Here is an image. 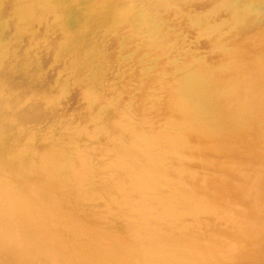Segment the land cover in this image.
Instances as JSON below:
<instances>
[{"label": "rangeland", "instance_id": "obj_1", "mask_svg": "<svg viewBox=\"0 0 264 264\" xmlns=\"http://www.w3.org/2000/svg\"><path fill=\"white\" fill-rule=\"evenodd\" d=\"M142 9L155 15L141 18L138 10ZM235 16L236 28L231 27L236 23L230 21ZM246 19L258 21L254 25V30L259 28L257 37L252 29L245 32ZM240 26L251 39H245ZM240 43L243 52L236 46ZM262 44L264 0H0V101L13 102L10 130L0 129V140L5 134L7 140L13 139L6 146L10 163L22 173L28 171L25 176L29 184H36L32 187L43 185L49 178L46 181L53 187L63 188L66 182V190L74 191L78 186L81 189L82 181L88 180L92 187L97 177H89L90 173L82 179L67 177L66 171L62 176L59 168L48 170L44 166L48 162L41 163L45 157H56L52 162L59 163L68 159L70 152L63 150L67 146H60L50 133L44 131L43 136H37V122L31 124L27 134L21 125L25 121L21 120L27 114L23 113V105L28 99L17 97L12 101L11 97L16 81L24 83L22 79H26L31 88L33 83L52 89L53 96H59L60 100L54 99L53 104L61 105V115L73 121L77 116L81 118L85 123H81L83 132L78 133V138L69 133L79 148L85 146L94 125L104 119L113 128L127 123L125 119L136 99L155 105L154 112L147 109L150 123L140 135L144 136L142 142L147 140L144 152L136 155V169L126 168L124 174L132 175L125 177L129 183H124L138 193L149 180L143 177H162V183L155 186L156 196L147 198L143 205L138 197H130L126 203L117 196L98 198L101 201L94 202L98 208L89 207L92 200L85 194L66 192L61 197L67 210L59 212H67L69 219L64 222V233L69 239L74 237L77 244H87L84 247L91 255L86 264H116L124 259L130 260L129 264H168L163 253L157 259L150 247L134 250L159 225L162 228L153 232L159 239L165 237L171 244L189 249L180 255L171 254L172 261L178 258L183 264H264V59L257 60L264 57ZM240 53L248 54L243 65L254 67L247 70L255 74L256 86H249L252 92L232 98L221 88L242 64ZM94 67L98 83L89 74ZM177 82L184 89L179 99L172 93ZM46 96H36L38 101L31 99L27 104L33 108L48 100ZM229 101L237 108L238 120L228 113ZM65 105L75 107L73 112L66 114ZM30 111L32 115L33 109ZM183 113L191 117L196 114L198 118L203 114L212 116L206 128L213 130L208 134L202 130L205 133L201 139L207 136L208 141L196 147L194 156L199 158L195 164H190L194 156L190 160L183 158L190 149L186 142L182 144L176 130L177 118H183ZM216 118L221 119L219 123ZM213 131H217L218 140L216 135L209 138ZM220 131L225 136L221 135V139ZM57 134L54 137H59ZM15 135L25 136V144L13 138ZM96 136L93 133L92 139ZM172 137L180 139L178 149L171 146ZM29 146L34 147L33 151L37 149L34 156L38 155V160L28 159L32 152ZM154 156L159 159V167L151 170L147 165L152 166ZM20 171L12 175L16 183L23 177ZM163 171L164 175L159 176ZM214 172L223 174L219 173V177ZM34 174L42 178L31 177ZM179 177H210L211 183L198 181L212 191L208 196L195 197L185 188L188 206L177 201V216L169 215L164 207L172 200ZM217 178L221 181L214 182ZM185 183L186 180L183 186L187 187ZM96 185L98 189L101 186L98 181ZM127 203L130 208L125 206Z\"/></svg>", "mask_w": 264, "mask_h": 264}, {"label": "bare ground", "instance_id": "obj_2", "mask_svg": "<svg viewBox=\"0 0 264 264\" xmlns=\"http://www.w3.org/2000/svg\"><path fill=\"white\" fill-rule=\"evenodd\" d=\"M138 12H140L141 18H152L153 15H155L153 11H147L144 9L138 10ZM255 19L259 20L258 18ZM237 20L238 17L236 16L230 20L231 22L236 23L234 25H231V27L236 28V26L238 25ZM246 24L248 29L245 28V32L252 29L253 31H255V37H257L256 32L259 28L254 30V25L257 26L258 21L252 23L250 22V20L246 19ZM239 29L241 31V34L245 35V39H251V36H249L250 34L244 32L243 26H240ZM252 30L250 32H252ZM241 34H239L238 36H241ZM236 46L237 48H242L238 49L240 52L244 51L243 44L240 43V45ZM261 46L264 47V44H262ZM240 54L242 55V57L239 58V62H241L242 64L238 65L239 69L237 73L232 72V74L228 76L229 78L225 79L224 84H222L223 87L221 88V90L223 89L222 92H225L226 95L230 92L229 95L232 96V98H234L235 94L239 95L242 93H250L252 91L250 90L249 86H256L255 74H252L250 72L252 69H254V67H249L250 64L247 63V68L249 67V71L243 65H246L248 54ZM262 57L263 56L257 57V60L262 61L264 59V57ZM261 64H264V60L261 62ZM78 67L79 66L77 65V69ZM93 69H95V67ZM95 71L96 69L91 70L89 74L92 77V80L96 82V79L98 81L99 79L97 78ZM22 80L26 82L19 83L20 81H16L14 83L15 94L14 96H11L12 101L17 97H21V99L22 97H26L28 101L31 99L38 101L37 99H35L36 96L47 95L46 98L49 97L48 100L45 99V102L41 101L35 106L32 105L33 108H30V106L27 104L28 101L25 103V105H23V113L27 114L25 116V119L21 120L25 121L21 125L24 126L27 134L32 130L31 128H29L31 124L37 122V126L35 127L37 130L36 132L38 133L37 136H43L41 132L44 131L48 134L50 133V136L55 141H60V146H67L63 148V150H68L70 152V156H68L69 158L64 159V161L63 159H61L59 160V163L52 162L56 159V157H53L51 159L50 157H45L44 161L41 163L45 164L46 162H48L46 163V165H44L46 168H48V170L54 168L53 166L59 168L60 171H58V173H61L60 175H62L65 171L68 172V175H66L67 177H81L82 179V177H85L86 174L90 173L89 177L97 178L95 179L92 187L89 185L91 183H89L88 180L87 182L82 181L81 189L80 186H78L79 189L76 188L74 191L66 190V182L63 183V188H59L58 186L53 187L54 184L50 183V181H46V179L50 180L49 178L44 179L43 185L41 183L38 184L39 186L32 187V185L36 184H34L33 182L29 184L30 180H28L29 178L25 176L27 175L28 171H24L22 173L18 166L10 163L12 159L8 156L6 146H8L10 141L13 139L7 140V135L5 134L3 139L0 140L2 144H0V264H86V262L89 260L87 258H89V256L91 255L88 248L86 250V247H84L87 244H77L74 237H70L71 239H69L67 233H64V227H66L65 223H68L69 219H67L68 216L65 215L67 212H62L67 210V208L63 206L65 201L61 200V197L62 195L66 196V192H75L81 195L85 194V196H90V199L92 200L91 204H88L89 207L98 208L97 204H94V202L98 198L109 199L111 197L117 196L124 198V203H126L130 199V197H138L140 199L142 198L139 203H142L141 205H143V201L145 202L147 198L156 196L158 194V188H155V186L158 187V185L162 183V177H143L148 178L149 180H146L144 182V188H141L138 193L134 190L128 189V184L126 182L124 183V180L129 183V180L125 179V177L132 175V172L124 174L126 168L130 166L128 168V171L136 169L135 162L139 161V158L136 155L144 152L142 147L144 146L143 144H147V140L142 142L144 136L142 137L140 135L142 134L141 132H144L145 128L150 123L149 120H147L146 111L147 109H149L154 112L153 107L155 105L154 103L150 104V102L148 101L142 103L135 98L136 102L134 101L132 107L130 106L132 109V114L130 112L129 115H127L128 119H125L127 123H123L124 125H118V127L121 128L120 131L118 127L113 128L112 125L106 124V122L108 123V121L104 119V121H102L100 125L96 126L95 124L93 127L92 132L94 134H97V136L93 138L94 140L92 139L93 133L91 135H87V137L85 138L87 145L85 144V146H81L79 148L77 144L73 143L72 138H70V134H73L74 136H76V138H78V133L83 132L81 123H85L81 120V118L77 116V119L73 121L69 117H64V115H61V105L59 107V104H53L54 99L56 101L60 100L58 99L59 96H53L52 89H46V87H36L38 84H35L36 86H34L33 83V87L31 88V83L29 80ZM98 81L96 83H98ZM181 92H184V89L182 91V86L177 82L172 93L176 95L177 99H179L182 98L183 95ZM49 94H51L52 96H50ZM117 96L120 95L118 94ZM117 99L119 102L120 98L117 97ZM7 100L8 99L0 101L1 130H10L9 128L11 126L10 116L13 111V102L11 103V101ZM185 100L187 102L189 99L186 98ZM67 102L69 105V102H71L70 99H68ZM228 103L229 104H227L228 106H226V108L227 110H229L228 113L230 114V117L236 118L238 120V116H236V113H238V111L237 108L233 105L234 102L229 101ZM74 108L75 107L69 106L68 108H66L65 113L67 114V111L69 110V113L73 112ZM31 109H33L34 113L32 115H29ZM133 110L136 111V115H133ZM110 112L111 110L109 109V113ZM190 115L191 114H189L188 116L187 114L183 113V118H177L179 122L178 124H176V130L182 137L180 138L182 139V144L186 142L185 144H187L188 148L190 149L188 150L186 155H183V158H185V160H190L194 156V153L196 152L195 149H198L196 147H202L204 146V144L207 145V136L204 139H201L202 136L204 137L203 133H205L202 130H206V134H208V131L211 133V131L213 130L206 128L207 121L209 122V120L212 119V116L206 117L203 114L202 118H198L199 116H197L196 114H192V117ZM33 117H37V119ZM220 120L221 119L216 118V122L219 123ZM97 121H99V119ZM97 121L95 123H97ZM201 122H203V125ZM45 124L50 128H47ZM228 125L229 124H227V127ZM56 132L58 133L57 135L59 137H54ZM216 132L217 131H213L209 138H212L214 137V135H216V140H218L217 138L219 136H217ZM89 133L91 132H88V134ZM219 134L221 139V135L224 136L223 131H220ZM102 136L103 138H101ZM24 137L25 136H21L18 138V136L16 135L13 136V138H16V140L19 141L21 140L22 142L24 140ZM180 139L172 137L171 140L173 141V143L171 144V146H175V149H178L179 147L177 148V144L178 142H180ZM25 142L26 141H24L23 144H25ZM123 143L125 144V146L122 145ZM33 148V146L27 147L29 151H32L28 154V159L38 160V155L34 156V153L37 154V149L33 151ZM166 153L168 152L166 151ZM198 158L199 157L194 156V158L190 160V164L192 163V161L193 164L198 163L196 160ZM158 160V157L154 156L152 162L150 163L152 164V166L147 165V167L151 168V170H156L159 167ZM132 161L134 162V164H132ZM93 165L98 166V170H96ZM192 167H197V165H193ZM46 168L45 171H48ZM43 169L44 168H42L41 171H43ZM19 171L23 174V177H20L21 179H19V181L16 183L14 182V178L12 177V175H17ZM148 171L150 170L148 169ZM51 172H45V174H51ZM163 173L164 171L158 175L163 176ZM219 173L220 172H214V175L221 177ZM55 175H57V173ZM62 176H65V174H63ZM31 177L42 178L37 177V174H34ZM218 178L214 182L221 181V179L219 180ZM120 179L123 180L121 181ZM119 180L121 182H119ZM185 180V184L187 187L183 186ZM198 180L202 182L203 180H206L205 183L212 182L210 177H205L203 179L200 177H184L183 179H179L180 183L176 186L177 191L175 190V193L172 194V200L169 201V203L164 207L165 210L169 212V215L175 214L177 216V201H181V203L185 207L188 206V202L185 199V197H187L186 189H189L192 192L191 195L195 197H204L210 194V192L212 191L210 187H208L207 184H205V187L203 184L200 185V181ZM223 180L225 181V179ZM97 181L98 184L101 185L99 189L97 187L98 185L94 186L95 182ZM69 182H71L70 179ZM98 200L101 201L100 199ZM120 205L122 206L123 204ZM125 206L130 208L128 203L125 204ZM59 209L62 211L59 212ZM83 226L87 227L88 225L84 224ZM161 228L162 225H159L158 228L153 232H158ZM153 232L147 238V240H145L142 246L139 245L137 247H134V250L140 252L139 250H141L142 247H144V249L150 247L151 252H156V255H154V257L156 256L157 259H160L163 253L166 256V262H169L168 264H183L184 262L178 260V258L176 261H172L174 257L171 254L180 255L184 252L186 253L189 249L187 248L185 250L171 244L168 240H166L168 238L164 237L163 240L159 239ZM166 249L169 250V252ZM234 256L237 257L236 255ZM129 261L130 260L124 259L121 260V263L119 262L116 264H129ZM155 262H157V260H155Z\"/></svg>", "mask_w": 264, "mask_h": 264}]
</instances>
